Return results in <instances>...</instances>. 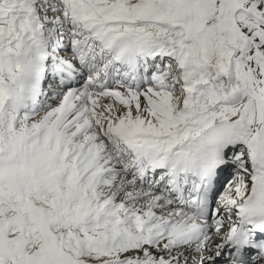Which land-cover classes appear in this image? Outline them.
<instances>
[{
	"label": "snow or ice",
	"instance_id": "obj_1",
	"mask_svg": "<svg viewBox=\"0 0 264 264\" xmlns=\"http://www.w3.org/2000/svg\"><path fill=\"white\" fill-rule=\"evenodd\" d=\"M0 264H264V0H0Z\"/></svg>",
	"mask_w": 264,
	"mask_h": 264
}]
</instances>
